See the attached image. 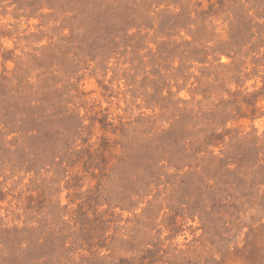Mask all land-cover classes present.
<instances>
[{
	"label": "rangeland",
	"instance_id": "374dc122",
	"mask_svg": "<svg viewBox=\"0 0 264 264\" xmlns=\"http://www.w3.org/2000/svg\"><path fill=\"white\" fill-rule=\"evenodd\" d=\"M0 264H264V0H0Z\"/></svg>",
	"mask_w": 264,
	"mask_h": 264
}]
</instances>
